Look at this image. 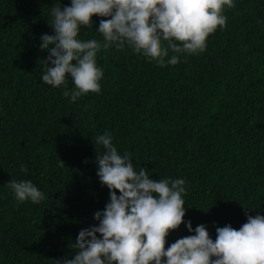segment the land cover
<instances>
[{"label": "trees", "instance_id": "obj_1", "mask_svg": "<svg viewBox=\"0 0 264 264\" xmlns=\"http://www.w3.org/2000/svg\"><path fill=\"white\" fill-rule=\"evenodd\" d=\"M233 2L206 50L178 54L176 65L127 45L102 49L101 91L72 102L63 85L43 82L50 53L40 48L54 34L52 6L71 0H0V264H57L75 254L82 229L98 226L110 192L94 139L105 131L136 171L185 180L184 223L166 247L199 225L215 240L218 227L239 230L248 215H264V0ZM92 19L78 39L103 40L97 28L108 17ZM12 179L30 180L45 198L18 202Z\"/></svg>", "mask_w": 264, "mask_h": 264}, {"label": "clouds", "instance_id": "obj_2", "mask_svg": "<svg viewBox=\"0 0 264 264\" xmlns=\"http://www.w3.org/2000/svg\"><path fill=\"white\" fill-rule=\"evenodd\" d=\"M225 6L235 7L233 0H71L70 6L55 4L48 22L54 34L41 37V50L50 53L42 80L55 88L63 85V95L72 102L99 93L104 73L96 57L113 44L121 49L127 45L161 67L176 65L178 54L205 51L208 37L226 27ZM93 16L108 17L97 28L103 40L78 39L82 26H92ZM169 52L173 55L166 61ZM69 77L75 85L71 91L67 90ZM94 144L99 153L97 175L109 189L110 202L94 214L98 226L79 232L72 245L75 254L57 264H264V215H248L239 230L231 225L218 227L215 240L206 226L199 225L194 235L166 247L170 232L184 223L185 180H154L148 170L136 171L131 156L121 155L113 146L110 132L97 135ZM21 171L28 169L22 166ZM7 187L21 203L39 204L45 198L30 180L12 179ZM187 227L193 231L190 221Z\"/></svg>", "mask_w": 264, "mask_h": 264}]
</instances>
